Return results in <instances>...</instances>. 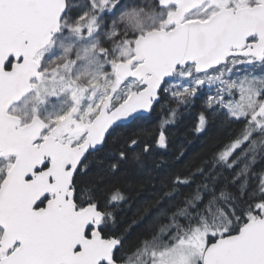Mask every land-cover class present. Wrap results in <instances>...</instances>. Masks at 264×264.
<instances>
[{
    "label": "snow or ice",
    "instance_id": "6c2138e0",
    "mask_svg": "<svg viewBox=\"0 0 264 264\" xmlns=\"http://www.w3.org/2000/svg\"><path fill=\"white\" fill-rule=\"evenodd\" d=\"M204 89L191 132H218L172 168ZM0 264H264V0H0Z\"/></svg>",
    "mask_w": 264,
    "mask_h": 264
},
{
    "label": "trees",
    "instance_id": "16d2710c",
    "mask_svg": "<svg viewBox=\"0 0 264 264\" xmlns=\"http://www.w3.org/2000/svg\"><path fill=\"white\" fill-rule=\"evenodd\" d=\"M165 99L167 98L161 99L160 103L156 105L155 110L148 117L150 122L155 123L161 116L166 117L168 109L174 106L170 101L167 106L161 109V105L164 104ZM202 101L200 96H197L194 106L191 108H181L176 123L168 127L170 134L169 146L166 150H158V152L167 160L168 165L172 168H182L185 162L194 159L198 154L204 152L209 138L218 132L219 119L215 120L203 135H195L191 132V125L195 120L196 114L201 110ZM234 127L238 129L240 125L237 124ZM180 149L184 150V155L182 159L176 161L174 157ZM259 167L260 165L258 164L257 170ZM189 190L185 189V191ZM159 192V182L150 179L148 174L137 177L132 181L130 187H125V194L128 196V200L121 205L120 211L117 213L118 228L124 227L132 220L140 221L129 233L125 241L126 246L134 244L144 234L153 217L156 216V209L149 206L153 205ZM141 215H143L142 220Z\"/></svg>",
    "mask_w": 264,
    "mask_h": 264
},
{
    "label": "rangeland",
    "instance_id": "374dc122",
    "mask_svg": "<svg viewBox=\"0 0 264 264\" xmlns=\"http://www.w3.org/2000/svg\"><path fill=\"white\" fill-rule=\"evenodd\" d=\"M79 3H80V1H79ZM206 95H207V89H204L201 91V94H199L198 96H200V98L202 100H204L206 98Z\"/></svg>",
    "mask_w": 264,
    "mask_h": 264
},
{
    "label": "flooded vegetation",
    "instance_id": "af4514ba",
    "mask_svg": "<svg viewBox=\"0 0 264 264\" xmlns=\"http://www.w3.org/2000/svg\"><path fill=\"white\" fill-rule=\"evenodd\" d=\"M80 0H76V3H79Z\"/></svg>",
    "mask_w": 264,
    "mask_h": 264
}]
</instances>
